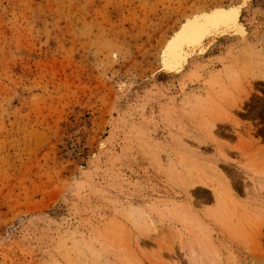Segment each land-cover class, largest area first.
<instances>
[{
    "label": "rangeland",
    "instance_id": "374dc122",
    "mask_svg": "<svg viewBox=\"0 0 264 264\" xmlns=\"http://www.w3.org/2000/svg\"><path fill=\"white\" fill-rule=\"evenodd\" d=\"M193 256L264 264V0H0V264Z\"/></svg>",
    "mask_w": 264,
    "mask_h": 264
},
{
    "label": "bare ground",
    "instance_id": "6f19581e",
    "mask_svg": "<svg viewBox=\"0 0 264 264\" xmlns=\"http://www.w3.org/2000/svg\"><path fill=\"white\" fill-rule=\"evenodd\" d=\"M239 16H240L239 15V8H237L236 6H231V7H227V8L221 7V8H216V9L208 10L205 12H201L199 15H196L194 17L186 19L181 24V26L178 28V31L176 33H174V35L171 38H169L170 40L168 39L169 41L166 42V45L163 46V48L159 54V62L162 63V65H163V64H171L173 61H176L174 66H178L179 63H177V60L179 62V59L182 57V56H180L181 53H183V55L187 54L186 52L185 53L183 52L184 51L183 46L184 47L186 46L185 48H187V50H188V48H193L195 50L198 48L197 50H199V47H201L200 51H196L197 55H198L204 48H206V47L209 48L210 44L215 42V38H211L212 41L209 42L208 44H206L204 42L205 34L210 30H211V32L213 30L215 32V30H216V34H217V30H220V29L223 30V28L226 25L230 26V27L234 26V28H232V29L230 28L231 32L229 34L227 33L228 36L226 38L237 37L240 40L245 38L246 34L248 33V29H247L246 25H245L246 28L244 27V24H243L244 20L241 19ZM221 33H222V31H221ZM189 55H187L186 57H188ZM183 61L184 60H182V62ZM176 63L178 65H176ZM186 63H187V61H186ZM174 66H171V68ZM180 66H182V65H180ZM166 67H164V68H166ZM171 70L172 69H170V71ZM191 259H192L191 261L193 262V264H199L198 261H196V258L194 256ZM211 260H212V264H219L220 263L219 258L217 256H215Z\"/></svg>",
    "mask_w": 264,
    "mask_h": 264
}]
</instances>
